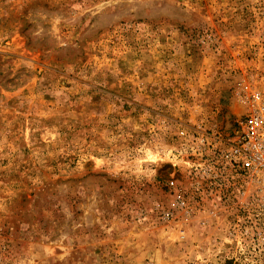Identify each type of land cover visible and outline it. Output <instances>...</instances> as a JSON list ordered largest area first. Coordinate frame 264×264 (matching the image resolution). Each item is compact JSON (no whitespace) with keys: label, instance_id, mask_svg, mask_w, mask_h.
<instances>
[{"label":"rangeland","instance_id":"1","mask_svg":"<svg viewBox=\"0 0 264 264\" xmlns=\"http://www.w3.org/2000/svg\"><path fill=\"white\" fill-rule=\"evenodd\" d=\"M262 107L264 0H0V264H264Z\"/></svg>","mask_w":264,"mask_h":264},{"label":"built area","instance_id":"2","mask_svg":"<svg viewBox=\"0 0 264 264\" xmlns=\"http://www.w3.org/2000/svg\"><path fill=\"white\" fill-rule=\"evenodd\" d=\"M219 151L226 164L264 178V107L248 115L236 135Z\"/></svg>","mask_w":264,"mask_h":264}]
</instances>
